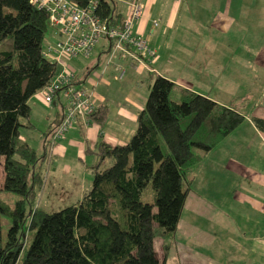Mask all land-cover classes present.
Masks as SVG:
<instances>
[{
    "label": "trees",
    "instance_id": "obj_1",
    "mask_svg": "<svg viewBox=\"0 0 264 264\" xmlns=\"http://www.w3.org/2000/svg\"><path fill=\"white\" fill-rule=\"evenodd\" d=\"M72 1L86 6L90 0ZM97 1L101 16L122 23L126 7L121 0ZM49 31L48 13L30 0H0V264H167L177 232L209 244L213 234L183 219L181 212L214 215L215 205L193 183L211 152L242 124L240 108L248 101L220 103L150 72L134 133L116 145L100 135L91 151L95 160L86 165L91 186L74 203L47 212L40 201L62 102L56 125L42 134L41 153L20 135L21 128L34 126L30 97L58 71L57 63L43 55L52 41ZM101 60L76 73L77 83H85ZM108 110L106 103H97L91 123L101 127ZM251 119L264 132V118ZM148 183L150 201L142 199ZM2 217L9 222L4 238ZM156 237L161 257L154 250Z\"/></svg>",
    "mask_w": 264,
    "mask_h": 264
},
{
    "label": "crops",
    "instance_id": "obj_2",
    "mask_svg": "<svg viewBox=\"0 0 264 264\" xmlns=\"http://www.w3.org/2000/svg\"><path fill=\"white\" fill-rule=\"evenodd\" d=\"M141 3L142 13L133 23V31L155 48V58L145 64L115 59L116 63L124 64L126 74L136 77L137 85L124 81V86L115 89L109 81L103 83L109 67L96 77L91 74L86 83L93 86L95 103L108 105V118L101 127L93 122L86 126L77 122L54 141L51 161L47 163L46 186L53 190L73 189L77 191L76 198L89 187L91 172L86 165L95 160L91 152L94 142L100 135L110 145L124 143L131 137L137 113L147 97L146 90L148 94L150 72L203 95H207L204 91L214 81L221 83L218 90L221 98L215 96L214 100H226L228 104L248 102L240 108L245 116L242 124L214 149V191L193 184V189L202 196L212 195L210 200L216 207L209 218L214 217L213 238L210 244L201 243L211 246L214 240V264H264V132L251 119L264 118V0H141ZM103 56L98 52L96 59ZM112 79L118 81L114 74ZM144 80L147 89L138 83ZM261 83L263 87L258 88ZM119 95L121 99L116 100ZM252 101L256 106H252ZM29 104L30 119L42 115L46 120L39 130L41 139L44 131L56 125L61 103L45 102L43 93L38 91L30 97ZM250 108L256 112H245ZM35 126L22 128L20 137L26 141L22 131H33ZM68 148L77 151L74 163L77 169L70 170L63 164L54 168L56 153L65 154ZM210 164L208 157L197 175Z\"/></svg>",
    "mask_w": 264,
    "mask_h": 264
},
{
    "label": "built area",
    "instance_id": "obj_3",
    "mask_svg": "<svg viewBox=\"0 0 264 264\" xmlns=\"http://www.w3.org/2000/svg\"><path fill=\"white\" fill-rule=\"evenodd\" d=\"M125 4V17L121 24H111L98 12V1L90 0L80 6L72 0H30L32 4L48 13L50 31L43 49V55L57 63L55 78L41 90L44 101L59 100L63 104L62 119L53 131V140L60 139L77 122L85 126L91 123L90 115L96 103L92 88L77 83L75 69L63 59L91 58L96 46L106 57L105 71L109 65L118 69L117 79L122 78L126 68L115 59H129L145 64L155 58L156 50L142 35L133 31V23L142 13L141 0H121ZM157 25V21H153Z\"/></svg>",
    "mask_w": 264,
    "mask_h": 264
},
{
    "label": "rangeland",
    "instance_id": "obj_4",
    "mask_svg": "<svg viewBox=\"0 0 264 264\" xmlns=\"http://www.w3.org/2000/svg\"><path fill=\"white\" fill-rule=\"evenodd\" d=\"M100 46H96L93 52V55L91 58H70V59H63V61H65V63L69 66H71L72 68L75 69V73H80L83 68L86 65H89L91 63L95 62L97 53L100 52ZM104 55V54H103ZM106 57L105 55L102 57L101 63L100 65L94 69L92 76L96 77L100 74L101 70L103 69V65L105 63ZM122 65V67L124 66V64H120ZM113 66V67H112ZM111 64L109 65V70H107V74L104 76V78L102 79V82L104 83L105 81H109V83L112 84V86L116 89V87L120 88L122 86H124V81H129L134 83L135 85H137L136 83V77L135 76H131L130 73L126 74V72L124 73V75L122 76V78L117 79V74L119 70L115 69L114 65ZM116 71L114 72L113 71ZM113 71V73H110V71ZM114 74V79L118 80V81H114L112 79ZM141 84V87L147 89L146 86V81L144 80L143 82H138ZM214 85H209V89L207 91H204L205 96H208L210 98H212L214 100V97H220V94L218 93L219 88L221 87V83L218 84L214 81ZM207 84V83H206ZM139 85V84H138ZM263 84H258V88H262ZM123 90L120 89V93H122ZM146 95H147V90H146ZM198 93V92H197ZM112 98L114 99V96H112ZM116 100H120L121 99V95L119 96H115ZM115 100V101H116ZM220 102H226V100L224 101H220ZM231 102V101H230ZM252 106H256L255 103L252 101ZM262 107V106H260ZM245 112H256L255 110H252V108H250L249 110H246ZM34 113V112H33ZM30 121L32 123H34L35 129L32 131L28 130V129H24L22 131V135L27 138L26 141L28 142V144H30L32 147H34L39 153H41L43 151V147H42V142H43V135H41V139H38V136L40 135V129L44 127L46 120L45 118L41 115L39 116L37 119H35V117L31 118ZM22 130V128H21ZM65 135V134H64ZM63 135V136H64ZM78 158L77 155V151L74 148H68V150L66 151L65 154H57L55 155L54 161H53V167H57V165L63 164L65 166H68V168H70V170H74L77 169V167L74 165V163L76 162ZM88 160H91L90 157H87ZM209 160L212 161V164H210V167L205 168L201 173L200 176L196 175V178L194 180V187L195 185L198 187H205L206 189L212 190L214 191V150L211 152V155L209 156ZM2 168L0 166V187L2 185V181H3V176H2ZM88 178L90 179V185L91 186V181H92V174H88ZM87 187V188H89ZM86 188V189H87ZM77 191L75 192V190L73 189H60V190H53L47 186H45L41 201H40V207L42 209H44L47 212H52V211H56L61 209L62 207H64L66 204H70V203H74L76 201V195ZM12 198H15L16 195L12 194L11 195ZM208 200L212 199V195H209L208 193H206L204 195ZM214 196V195H213ZM142 199L146 200V201H150L152 200V188H151V184L148 183L146 185V187L144 188V191L142 193ZM212 203L214 204L213 200ZM181 217L193 224H195L196 226L214 234V217L212 219L203 217L201 215H199L198 213L191 211L189 209H183L181 212ZM1 225H2V230H1V234L2 237L4 238L7 232V228L9 225V222L7 220V218L2 217L1 218ZM32 234L33 231H30V234L28 235V238L25 241L26 246L29 245V243L32 240ZM28 241V242H27ZM160 241L161 239L159 237L154 238V250L155 253L157 254L158 257H161L162 251L160 249ZM175 242H176V249H174L173 255L171 256V258L169 259L167 264H214V240L211 243V246L203 244L201 242H198L197 240H195L192 237H188L186 235H183L179 232H177L175 234ZM210 244V243H209ZM213 249V250H212ZM176 255V256H175ZM175 256V258H174ZM179 259V260H178Z\"/></svg>",
    "mask_w": 264,
    "mask_h": 264
}]
</instances>
